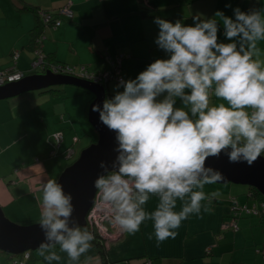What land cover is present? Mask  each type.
Masks as SVG:
<instances>
[{"label": "clouds", "instance_id": "clouds-1", "mask_svg": "<svg viewBox=\"0 0 264 264\" xmlns=\"http://www.w3.org/2000/svg\"><path fill=\"white\" fill-rule=\"evenodd\" d=\"M233 14L217 11L214 16L222 19L229 42L218 40L215 18L197 14L186 25L156 17L154 42L167 58L156 59L135 79H122L116 87L123 91L105 98L102 107L93 105L117 143L112 170L101 161L104 172L94 187L121 230L135 233L151 220L157 245L174 239L181 222L200 214L201 202L210 200L204 186L223 179L218 170L206 167L209 157L224 153L230 163L251 166L264 154V59L258 47L264 41V15L260 9L239 7ZM213 93L224 102L211 105ZM177 98L182 107L176 106ZM39 191V225L45 235L39 256L52 264L66 253L67 264H80L95 237L72 219L73 196L55 179ZM153 195L158 204L147 212L144 206ZM177 200L182 202L179 211ZM203 210L210 211L207 206Z\"/></svg>", "mask_w": 264, "mask_h": 264}, {"label": "crops", "instance_id": "crops-1", "mask_svg": "<svg viewBox=\"0 0 264 264\" xmlns=\"http://www.w3.org/2000/svg\"><path fill=\"white\" fill-rule=\"evenodd\" d=\"M147 4L155 11L173 16L174 19L168 20L173 23L180 20L192 25L197 14H202V19L215 18L220 42L229 41L223 35L222 19L214 17L217 11L234 18L233 9L239 7L245 12L260 9L264 15V0H0V73L9 70L26 76L40 73L42 67L33 65L35 53L31 42L36 19L26 9L56 14L68 5L72 20H61L60 27L42 30L41 55H48L51 63L70 65L77 71L84 67L89 73L101 72L108 61L123 56L122 77L135 79L156 59L167 58L154 42L159 32L155 18H143L138 13ZM258 47L264 59V41L258 42ZM14 53H17L16 61L12 59ZM116 86L111 83L108 87L112 96L123 91ZM67 88L71 87H65L59 97L49 100L35 92L0 100V208L13 223H39L37 198L42 197L39 189L47 180L59 177L69 145L72 143L79 150L91 137L87 123L88 98L79 88L74 92ZM221 102L224 101L214 93L210 96L211 105ZM176 106L182 107L178 98ZM54 131H62L64 139L57 155L51 157L48 138ZM224 187L223 191L228 186ZM216 190L213 186L203 188L210 200L201 202L200 214H192L181 222L174 230L177 232L174 239L168 238L157 245L153 221L146 220L138 232H125L111 244L109 259L113 264H136L141 258L156 259V264H264V214L242 215L235 221L236 230H223L221 225L229 221V197L236 198L238 204L250 203V199L243 188L240 195L233 193V188L225 191L227 197ZM158 200V196H150L145 210L154 211ZM181 204L177 200L176 211L181 209ZM203 206L210 211L205 212ZM149 235L152 239H148ZM56 250L59 252L58 245ZM59 254L61 260L52 264H67V254ZM30 257L27 264H47L37 250ZM86 257L92 258L90 264H102L92 247L81 256L80 264ZM0 264H11V256L0 251Z\"/></svg>", "mask_w": 264, "mask_h": 264}, {"label": "water", "instance_id": "water-1", "mask_svg": "<svg viewBox=\"0 0 264 264\" xmlns=\"http://www.w3.org/2000/svg\"><path fill=\"white\" fill-rule=\"evenodd\" d=\"M52 86H73L84 89L92 96L87 108V122L97 134V141L83 149L78 158L66 167L57 178L66 193L73 196L74 211L72 219L86 227V217L97 196L94 181L104 172L99 167L104 161L109 170L117 153L115 132L110 131L99 120V113L92 110L93 105L102 107L107 97L102 85L92 83L77 76L54 73L46 69L40 73L24 76L21 80L7 83L0 87V100L14 98L19 95L44 90ZM206 167L218 170L223 179L216 184H232L247 186L257 190L264 198V156L261 155L251 166L247 162L230 163L227 155L221 153L219 158L209 157ZM45 240V235L39 223L20 225L9 221L0 208V251L8 255H18L24 252L36 251L39 244ZM118 239L111 240L115 243Z\"/></svg>", "mask_w": 264, "mask_h": 264}, {"label": "trees", "instance_id": "trees-1", "mask_svg": "<svg viewBox=\"0 0 264 264\" xmlns=\"http://www.w3.org/2000/svg\"><path fill=\"white\" fill-rule=\"evenodd\" d=\"M27 11H31L36 19V25H35V29H34V34H33V38H32V48H33V52L35 53V59L33 61L37 62L38 60V55H37V50H39V39L40 36L42 34V30L44 29V27H53L51 24L45 25L42 22V18L40 17V13L36 10H30V9H26ZM156 12V13H155ZM138 13L141 15V17L143 18H156V17H160L166 20H172L174 19L173 16L167 14L166 12H161V11H155V8L151 5V4H147L143 7H140L138 9ZM54 18H59L60 20V25L61 26V20L63 21L66 18L60 17L58 15V13L53 14L50 13ZM70 20V19H67ZM72 20V19H71ZM58 28V27H57ZM56 29V28H55ZM42 56V55H41ZM13 57V55H12ZM119 58V59H118ZM117 60L119 61V66H120V77L124 80V78L122 77V60H123V56H117L116 58L110 60V61H106L108 63V65L105 67V69L101 72H96V73H89L84 67H80V70L77 71V69H75V67H72L70 65H66V64H59V63H51L52 60L51 58H49L48 55H44L43 58L41 59V63L39 64L42 67V71L46 70V69H53V68H60L62 70H65L67 68H69L71 71H74V74L76 73V75L78 73H82V75H84L85 77H96V76H100L104 73H111V71L113 70V68H115V64H117ZM16 61V60H15ZM39 67V66H38ZM16 72V71H13ZM24 76H26V74H24ZM111 83H114L115 85H118V83L115 80H107L102 81L101 85L103 84V87L105 88L106 94H107V98H111L112 95L109 93L108 91V87ZM67 86H52L49 88H46L44 90H40L38 91L39 94L43 95L46 100H49L51 98H56L59 97L63 91L64 88ZM81 90V88H79ZM83 91L81 93H83L84 95H86L88 97V95H90L89 99H88V105L91 103L92 101V96L89 92H84V89H82ZM26 94V93H25ZM23 94V95H25ZM88 123V122H87ZM89 125V124H88ZM90 126V125H89ZM91 128V127H90ZM91 137L89 138V141L86 142L87 144L84 145V147H81L79 150H75L72 146L73 144L71 143L69 145V148L66 149L65 153H64V160L65 163L60 171V173L68 166H70L73 162H75V160L78 158L76 156H79L80 152L87 148L89 145L93 144L96 142L97 140V134L95 133V131L91 128ZM54 133H60L62 135V141L59 143L60 144L63 142V133L62 131H54L52 134H50L49 138H48V149H49V156L51 157H55L57 155V148H53L51 146V144L53 143V138L52 135ZM80 139V138H78ZM55 149V150H54ZM67 154V156H66ZM78 154V155H77ZM262 156H264V154H262ZM57 180V179H55ZM244 190H245V195L250 199V203L247 204H238L236 201V198L234 197H229V208L235 207L238 209L239 214L236 217H233L232 215L228 216L229 221L233 220L234 223L236 224L235 221H237L239 219V217H241L242 215H254V216H260L263 213V206H264V200L263 197L260 195V193L255 190L254 188L251 187H247L245 186H241ZM263 200V201H262ZM256 202H260L261 206H257ZM249 204H251V206L249 207ZM250 210L253 209L256 211V214H251V213H247L246 210ZM241 210V211H240ZM230 214V213H229ZM236 227L237 224H236ZM88 230L93 233L95 239L91 242L92 243V248L94 249V251L96 252V254L98 255L100 261L102 264H113L111 262V260L109 259V255H108V250L109 247L111 246L112 243L108 242L107 240L103 239L102 237H100L97 233H95L92 229H90L89 227H87ZM231 230V229H230ZM11 256V264L13 263V261L16 262H21V264H27L30 262L31 260V252H29V257L27 259H25L23 257V254H18V255H10ZM149 261L150 264H156V259H151V258H141L138 259V262L136 264H142L144 261Z\"/></svg>", "mask_w": 264, "mask_h": 264}, {"label": "built area", "instance_id": "built-area-1", "mask_svg": "<svg viewBox=\"0 0 264 264\" xmlns=\"http://www.w3.org/2000/svg\"><path fill=\"white\" fill-rule=\"evenodd\" d=\"M56 13H58L60 17L70 19V20L72 19V12L70 11L68 5L61 7L59 10H57ZM40 17L42 18V22L45 25L51 24L53 28H57L60 25L59 18H54L50 13H41ZM36 52L38 55V60L37 62H34L33 65L40 66L39 64L41 63V59L43 58V56H41L40 50H37ZM16 58H17V53H14L12 59L15 61ZM119 61L120 60H117V64H115L114 66L115 68H113L111 73H104L96 77H91V76L85 77L84 75H82V73H78L76 75V73L74 74V71H71L69 68L65 70H62L60 68H53L51 70L54 73H61L64 75L77 76V77L83 78L85 80H88L92 83L99 84V85H101L102 81L106 82L107 80H112V79L115 80L119 84L120 81L122 80V78L120 77V70H119L120 66L118 64ZM23 77H24V74L21 72H13L11 70L2 72L0 73V87L4 86L7 83L19 81ZM52 138H53V143L51 144V146L53 148H57L59 146V143L62 141V135L60 133H54L52 135ZM246 212L248 214L249 213L256 214V211L253 209H250V210L248 209L246 210ZM238 214H239V211L237 208L235 207L230 208V214H229L230 216L232 215L233 217H236ZM86 221H87V227L92 229L95 233H97L100 237L107 240L108 242L114 239H119L126 232V231L121 230L119 226L115 225L112 222L111 216L107 214L106 210L101 205V201L98 195L95 197L93 205L87 214ZM221 228L223 230H229V229L236 230L237 229L236 224L234 223L233 220L223 223L221 225ZM207 253H208V250H207ZM22 254L25 259L29 257V252H24ZM12 264H21V262L13 261ZM142 264H150V262L146 260Z\"/></svg>", "mask_w": 264, "mask_h": 264}, {"label": "rangeland", "instance_id": "rangeland-1", "mask_svg": "<svg viewBox=\"0 0 264 264\" xmlns=\"http://www.w3.org/2000/svg\"><path fill=\"white\" fill-rule=\"evenodd\" d=\"M68 87H71V88H67V90L68 91H72V92H74L73 90H75L77 87H73V86H68ZM78 90H80V89H78ZM76 91H77V89H76ZM81 92L83 91L82 89L80 90ZM84 92H86L85 90H84ZM35 95H37V96H40L41 94H39L38 93V91H35ZM78 97V96H77ZM87 97V96H86ZM89 97H90V95H88V99H89ZM43 98H44V96H43ZM45 99V98H44ZM70 99H73V94H71L70 95ZM88 99H87V101H88ZM85 107H86V103L84 102V107H83V109H85ZM97 141V140H96ZM78 155V154H77ZM76 157H78V156H76ZM63 163H65V160H63V162H62V164ZM210 186H213V187H215V188H217L218 190H216V192L217 193H220L221 195H223V196H226L227 197V192H225V191H229L231 188H233V190H239L237 193L234 191L233 193H235L236 195H240L242 192H241V190H242V187H240V186H234V185H231V184H216V183H214V184H206L205 186H204V189H209L210 188ZM224 186H228L227 187V189L226 190H224L223 191V189L225 188ZM244 188H245V186H244ZM222 190V191H221ZM234 194V195H235ZM263 200H264V198H263ZM262 200V201H263ZM227 203H228V201H227ZM256 204H257V206H261V203L260 202H256ZM251 206V204H249V207ZM264 210V209H263ZM264 212V211H263ZM263 215V214H262ZM262 215H260L259 217H261ZM247 217V216H246ZM245 218V217H244ZM255 221H256V225H258L259 226V221L258 220H256L255 219Z\"/></svg>", "mask_w": 264, "mask_h": 264}]
</instances>
